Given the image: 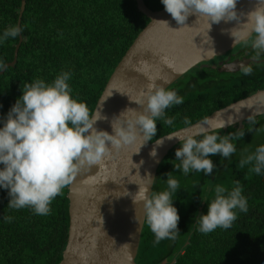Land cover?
I'll return each mask as SVG.
<instances>
[{
  "label": "trees",
  "instance_id": "16d2710c",
  "mask_svg": "<svg viewBox=\"0 0 264 264\" xmlns=\"http://www.w3.org/2000/svg\"><path fill=\"white\" fill-rule=\"evenodd\" d=\"M143 1L151 10L164 7L161 0ZM20 4L21 0H0V35L16 25ZM148 21L136 9L135 0H25L16 62L0 74V126L22 95L24 83L36 78L51 82L62 71L72 73L69 84L73 96L93 111L115 66ZM18 40L19 36L9 37L0 43L3 65L12 61ZM235 51L239 56L254 58L253 49L243 43ZM202 64L167 87L183 97V103L166 109V115L175 118L174 125L157 121L153 140L184 127L185 117L194 123L264 88V62L252 63L253 71L248 75L241 70H203ZM253 118L255 124L246 119L241 126L234 124L220 130L225 135L242 128L245 134L235 141L237 151L229 158L219 153L210 155L216 165L211 174L191 170L185 175L174 168L180 162L175 160L180 142L166 153L156 169L151 190H165L169 172L179 181L173 204L180 216V232L174 240L155 244L154 234L143 223L136 264H169L172 260L173 264H264V174L249 175L246 167H238L242 156L264 145V114ZM236 181L247 198L248 212L239 213L228 229L217 228L209 234L198 231L199 216L207 213V201L214 198L215 186L231 188ZM9 199L8 190L0 188V264H57L68 235L67 187L52 201L46 216L35 214L31 208L9 209ZM5 216H11V222H6Z\"/></svg>",
  "mask_w": 264,
  "mask_h": 264
},
{
  "label": "clouds",
  "instance_id": "9594fccd",
  "mask_svg": "<svg viewBox=\"0 0 264 264\" xmlns=\"http://www.w3.org/2000/svg\"><path fill=\"white\" fill-rule=\"evenodd\" d=\"M161 2L165 11L181 25L180 28L187 26L185 22L191 14H195L198 19L206 18L209 21L208 30L213 23L218 24L222 20L237 21L240 26L241 16L246 15L247 20L242 24L248 26L247 33L238 36L236 29L239 26L230 30L234 44L242 42L244 46L251 47L254 59L264 56V0H257L254 9L246 14L238 13L237 0ZM158 21L168 25L167 21ZM22 30L18 25L7 27L0 35V43L9 37H17ZM3 66V61H0V68ZM241 71L245 75L251 74L252 65L242 66ZM71 78L70 71H62L51 82L36 78L24 83L22 95L11 106L0 126V188L8 190L9 209L31 208L37 215H48L52 201L63 194V190L73 183L85 167L90 169L93 165H99L100 168L111 157L113 149H120L142 138L139 149L134 152L139 153L144 144L156 137L157 121L174 125L175 118L168 117L166 109L183 103V97L166 87V80L157 83V78L148 77L146 89L140 94L142 99L132 100L129 97L142 110L129 107L114 116L111 121L112 132L109 133L95 127L98 120L107 117L100 112L93 113L86 102L73 96L69 84ZM247 119L250 124L256 123L252 115ZM234 123L232 118L216 123L211 118H205L193 124L191 119L185 117L183 134L167 136L168 139L177 138L180 142V147L175 151V160L180 162L174 164V168L182 170L185 175L191 170L211 174L216 165L210 155L219 153L222 158H229L237 151L235 141L241 140L245 134L242 128L234 133L220 134L222 128ZM248 131H252V128ZM107 142H110L111 147ZM162 142L156 140L157 145ZM150 155H157L155 148ZM133 167L139 174L140 165L133 163ZM238 167H246L249 175L264 174V145L242 156ZM143 178L147 182L137 183L135 194L125 189L124 195H131L136 205L142 203L144 223L154 234L155 244L164 239H176L180 232V216L173 204V194L180 188L179 181L169 172L166 189L150 191L149 185L153 184L155 178L150 173ZM242 191L239 181L231 188L217 184L214 198L207 201V213L199 216L198 231L209 234L217 228L228 229L238 219L239 213H247L248 202ZM4 219L11 222L12 217L5 216Z\"/></svg>",
  "mask_w": 264,
  "mask_h": 264
},
{
  "label": "water",
  "instance_id": "95a60500",
  "mask_svg": "<svg viewBox=\"0 0 264 264\" xmlns=\"http://www.w3.org/2000/svg\"><path fill=\"white\" fill-rule=\"evenodd\" d=\"M256 4L257 0H237V11L246 14ZM135 5L149 21L115 66L92 111L107 117L98 120L95 127L109 133L112 132L111 121L114 116L129 107L142 110L132 100L142 99L140 94L146 89L148 77L157 78V83L166 80L168 87L195 65L213 60L242 43L234 44V37L230 34L231 29L239 26L237 21L222 20L218 24L213 23L208 30L209 21L206 18L198 19L195 14H191L185 22L187 26L180 28L181 25L177 24L164 7L151 10L143 0H135ZM24 7L25 0H21L16 23L18 26ZM158 20L167 21L169 26ZM246 20V15L241 16V25L236 29L238 36L249 31L248 26L242 24ZM18 36L13 59L4 64L0 74L16 62L22 41L21 33ZM250 61L259 60L241 57L228 65L238 70ZM231 69L226 66L223 70ZM261 114H264V88L214 110L193 124L205 118H211L213 123L232 118L234 124L241 126L249 115L254 117ZM128 115L131 116V113ZM184 128L185 126L148 141L140 148L139 153L134 152L139 149L142 138L120 149H113L111 157L100 168L99 165H93L90 169L85 167L76 176L67 187L68 235L62 258L57 264H136L144 210L142 203L136 205L131 195H124L125 189L128 193L135 194L138 184L147 182L144 176L150 173L155 178L159 163L172 146L179 142L177 138L168 139L167 136L181 135ZM158 139L163 141L159 145L156 143ZM107 143L111 147L110 142ZM154 148L157 152L155 157L150 155ZM131 158L134 164L140 165V175L133 167ZM151 188L152 184L149 185L150 191ZM173 263L174 260L169 262Z\"/></svg>",
  "mask_w": 264,
  "mask_h": 264
},
{
  "label": "flooded vegetation",
  "instance_id": "af4514ba",
  "mask_svg": "<svg viewBox=\"0 0 264 264\" xmlns=\"http://www.w3.org/2000/svg\"><path fill=\"white\" fill-rule=\"evenodd\" d=\"M239 45V44H238ZM246 53V52H245ZM244 53V54H245ZM241 57H243V58H252V57H246V56H241V54H240V56H239V54L237 55V52L235 51V49H234V51L232 52V51H230V52H226L225 54H223V55H221L220 57H216L215 59H213V60H209V61H207V62H205L204 64H202V69L203 70H208V69H214L216 72H224V68L227 66L228 68H232L231 70H229V72H239L240 70H241V67H239V69L238 70H235L234 69V66H230V65H228V64H230V63H232V61L234 60V59H240ZM257 60H259L258 62H249L248 64H252V63H263L264 62V56H262L260 59H257ZM247 64V65H248ZM244 66H246V65H244ZM195 67V66H194ZM193 68V67H192ZM191 68V69H192ZM203 72H205V71H203ZM187 73V72H186ZM185 73V74H186ZM185 74H183L182 76H184ZM181 76V77H182ZM231 79V78H230ZM229 79V80H230Z\"/></svg>",
  "mask_w": 264,
  "mask_h": 264
},
{
  "label": "rangeland",
  "instance_id": "374dc122",
  "mask_svg": "<svg viewBox=\"0 0 264 264\" xmlns=\"http://www.w3.org/2000/svg\"><path fill=\"white\" fill-rule=\"evenodd\" d=\"M230 51H232V52H233V51H234V48H233V49H231V50H229V51H227V52H230ZM218 57H220V56H218ZM218 57H217V58H218ZM215 58H216V57H215ZM202 63H205V62H202ZM202 63H199V64H202Z\"/></svg>",
  "mask_w": 264,
  "mask_h": 264
},
{
  "label": "bare ground",
  "instance_id": "6f19581e",
  "mask_svg": "<svg viewBox=\"0 0 264 264\" xmlns=\"http://www.w3.org/2000/svg\"><path fill=\"white\" fill-rule=\"evenodd\" d=\"M237 46H238V45H237ZM235 48H236V47H235ZM235 48H234V49H235ZM214 59H215V58H214Z\"/></svg>",
  "mask_w": 264,
  "mask_h": 264
}]
</instances>
